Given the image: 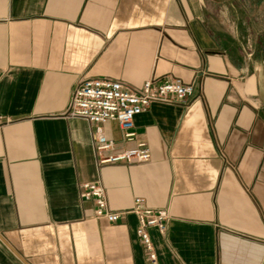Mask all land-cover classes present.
I'll return each mask as SVG.
<instances>
[{
	"label": "crops",
	"instance_id": "crops-1",
	"mask_svg": "<svg viewBox=\"0 0 264 264\" xmlns=\"http://www.w3.org/2000/svg\"><path fill=\"white\" fill-rule=\"evenodd\" d=\"M214 2L243 1L0 0V264H152L137 216L96 218L88 181L113 211L138 196L168 210L166 232L149 229L158 264H264V37ZM89 77L193 93L152 103L132 140L106 124L151 160L99 164L93 126L66 116Z\"/></svg>",
	"mask_w": 264,
	"mask_h": 264
},
{
	"label": "built area",
	"instance_id": "built-area-1",
	"mask_svg": "<svg viewBox=\"0 0 264 264\" xmlns=\"http://www.w3.org/2000/svg\"><path fill=\"white\" fill-rule=\"evenodd\" d=\"M193 93V86L180 78H166L163 81L145 80L140 88L109 77H89L77 83L74 88L66 116L83 118L93 126L95 153L99 164L114 162H147L152 154L146 143L133 148L118 150L114 138L109 137L105 126L117 121L124 137L134 139L135 118L148 110L154 102L181 101ZM81 196L93 198L95 217L115 223L124 213L133 212L137 216L136 234L149 251V260L158 264V255L149 229L155 227L161 233L168 228L170 215L167 209L145 205L144 198L134 199L133 207L126 211L110 209L106 189L100 181L81 184Z\"/></svg>",
	"mask_w": 264,
	"mask_h": 264
},
{
	"label": "rangeland",
	"instance_id": "rangeland-1",
	"mask_svg": "<svg viewBox=\"0 0 264 264\" xmlns=\"http://www.w3.org/2000/svg\"><path fill=\"white\" fill-rule=\"evenodd\" d=\"M243 2L240 4V6H232L230 2L226 3L224 6H220V4L213 5L214 9H220V7H225L224 12L228 13V20L227 23L229 25V28H235V25L241 24V20L244 17V20L247 21L248 18L247 16L242 15L243 10H248L250 12V15H255L256 20H255V31L257 34H260V37H264V0H261L258 2V0H242ZM246 32V37L251 36L252 30H245ZM247 40V39H246ZM248 41V40H247ZM264 44V43H263ZM262 44L261 46V57L264 60V45ZM246 49H255L256 51V46L253 44H246ZM250 51V50H249Z\"/></svg>",
	"mask_w": 264,
	"mask_h": 264
}]
</instances>
